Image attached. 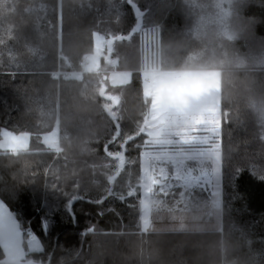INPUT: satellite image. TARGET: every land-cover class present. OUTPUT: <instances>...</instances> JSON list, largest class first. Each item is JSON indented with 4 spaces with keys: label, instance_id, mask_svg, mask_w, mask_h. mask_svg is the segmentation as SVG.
Segmentation results:
<instances>
[{
    "label": "trees",
    "instance_id": "trees-1",
    "mask_svg": "<svg viewBox=\"0 0 264 264\" xmlns=\"http://www.w3.org/2000/svg\"><path fill=\"white\" fill-rule=\"evenodd\" d=\"M178 9L184 11L183 0H0V134L6 130L31 136L28 152L0 151V197L20 221L27 260L264 264V193L254 183L264 180V122L238 96L240 85L227 71L247 60L249 67L241 74L253 77L258 90L264 91V58L261 62L258 58L264 57V0H245L233 10L228 29L231 33L239 29V38L229 41L222 28L211 32L208 40L216 49L197 54L201 59L196 63L203 66L192 62V54L179 53L175 66L161 70L221 73L222 235L142 231L141 154L132 149L141 138L151 104L143 95L142 51L118 49L130 46L140 33L116 42L112 53L107 49L112 61L123 59L116 70L113 62L106 66L102 61L97 73L57 76L79 71V63L94 51L95 35L109 41L128 37L142 17L144 29L156 26L167 37H176L186 30L185 16ZM194 14L200 18L202 11L198 8ZM176 56L168 54L170 60ZM210 60L215 64L205 67ZM113 71L132 72L134 79L112 87L108 76ZM56 129L61 153L55 158L42 141ZM29 195L46 196L61 206L77 201L73 210L83 231L59 239L58 233L42 234L36 210L26 200ZM25 210L30 220L23 215ZM31 234L40 242V252L29 251Z\"/></svg>",
    "mask_w": 264,
    "mask_h": 264
},
{
    "label": "rangeland",
    "instance_id": "rangeland-1",
    "mask_svg": "<svg viewBox=\"0 0 264 264\" xmlns=\"http://www.w3.org/2000/svg\"><path fill=\"white\" fill-rule=\"evenodd\" d=\"M244 1L183 0L184 11L183 9H178V11L185 16L182 20L184 27H182L186 30H180L176 37H167L156 26L144 29L146 24L145 18L142 17L143 25L140 38L138 37L130 46L118 47L119 50L122 48L124 53L128 51L134 53L136 49L142 51L141 61L146 69L142 73L143 95L151 104L146 131L142 135L149 136L147 133H150L158 138L162 129L165 134H168L166 136L168 144H173L175 139L179 138L180 144L187 145L184 140L194 137L179 130L201 124L213 133L211 139L214 140L208 145L192 148L191 151L180 146L176 149L166 148L163 152H150L151 157H147L142 153L145 140L143 137L139 139L138 149L134 146L132 151L140 150V154H142L140 188L143 233L161 234L199 227L197 223L194 224L195 226L191 223L193 219L208 218L212 209H215L213 210L214 218L219 216L218 209L222 212L221 220L218 222L222 225L220 234L223 233L222 159L220 146L216 141L217 134L219 132L222 134L221 73L214 70H161L175 66L176 62L173 60L178 58L179 53L192 54V62L203 66L204 63H196L201 59L197 54L215 51V44L208 40L211 32L216 33L221 28L225 29V38L229 41L232 40L228 24L230 25L233 17V10L240 9ZM198 8L202 11L200 18L194 14ZM225 23H227L226 28H224ZM232 25L234 29L237 27L236 19ZM172 27L182 28L176 24H172ZM235 30L239 32V29ZM181 34L182 38H185V42L180 40ZM108 42L109 39L100 35L94 36V51L83 60L88 62L89 71L101 69L102 61L106 66L113 62L112 68L115 70L118 68V63L119 67L121 66L122 58L118 57L112 61L106 52ZM171 52L177 54L175 59L174 57L171 60L168 58V54ZM258 58L261 62L264 57L260 54ZM187 64L183 63L181 66L185 67ZM214 64L215 62L210 60L205 67H211ZM75 76L81 77L83 74L77 73ZM133 79L134 73L125 71H113L108 76L109 84L112 87L129 85ZM108 108L112 110L113 106ZM57 131L58 129L54 130L42 141L45 151H48L49 155L55 154V158L61 153ZM30 140L31 136L27 133L15 134L2 130L0 151L14 155L28 152ZM121 164L124 165L123 162ZM198 174L203 175V181L202 177L196 178ZM187 175H194L196 179L190 178L186 182ZM206 177H210V181L205 180ZM198 179L200 181H197ZM199 185H202V188L199 189ZM161 186L171 188L161 192L159 190ZM187 186L189 187L187 188ZM166 212L171 213L166 214ZM190 220L191 222H189ZM210 222L211 224L205 227L214 228L213 224L216 221L211 219ZM27 246L31 252H40L42 249L40 242L35 240L32 234L27 241Z\"/></svg>",
    "mask_w": 264,
    "mask_h": 264
},
{
    "label": "crops",
    "instance_id": "crops-1",
    "mask_svg": "<svg viewBox=\"0 0 264 264\" xmlns=\"http://www.w3.org/2000/svg\"><path fill=\"white\" fill-rule=\"evenodd\" d=\"M222 114V112H221ZM147 123V121H146ZM146 131V126L145 128L143 129L142 132L145 133ZM180 132L182 131H185L187 133V135H192L194 138H188V139H185V144L187 145H183V144H180L181 140L179 138H176L174 143L173 144H168V139H167V135L168 134H165L164 131H162L161 129V132L160 134L158 135V138L152 136L150 133H147L149 136H145V135H142L141 134V138L143 137V139L145 140V145L143 146V155H147V157H151L150 155V152H157V151H160V152H163L166 148H171V149H176V147H180V146H183L184 149L186 150H193L195 147H198V146H201V145H208L210 144L212 141L211 139V135L213 133H211V131L209 129H206L205 126L203 125H197V126H192V127H188L186 129H183V130H179ZM58 132V131H57ZM59 134V132H58ZM190 136V137H192ZM140 139V138H139ZM216 141L219 143V146H220V150H221V159H222V150H223V146H222V134L219 132L217 134V137H216ZM215 141V142H216ZM189 145V146H188ZM134 148L138 149V145H136ZM193 148V149H192ZM139 152H141L139 150ZM142 156V154H141ZM162 156V155H161ZM156 157V156H155ZM142 158V157H141ZM178 161V159H175ZM221 162V161H220ZM194 175H187L186 176V182H187V179L189 180L190 178H198V177H202V181L204 180V177L202 174H198L195 178V176L193 177ZM210 177H206L205 180H208L210 181ZM197 181H200V179H198ZM206 182V181H205ZM199 189L202 188V185H199ZM210 186V185H209ZM173 187V186H172ZM189 186H187L188 188ZM171 187H163L161 186L159 188V190L161 192H165V190L169 189L170 190ZM175 188V186H174ZM174 190V189H173ZM190 190V189H189ZM162 194V193H160ZM170 194V193H169ZM172 194H176V193H172ZM213 210L215 209H212V212H210L208 215H209V220H207L208 218H198V219H193V221L191 222V220L189 222H191L193 225L197 223V226L199 227H196V228H187V229H184V230H191V231H203L204 233L206 232H217V233H220L221 231V228H222V225H220V220H221V215H222V212L219 211L218 209V212H219V216H215L216 218H214V214H213ZM171 212H166V214H169ZM211 219L212 220H215L216 222L213 224L215 225L214 228H209V227H205V226H208L211 224ZM219 221V222H218ZM199 224V225H198ZM144 225V223H143ZM194 225V226H195ZM217 225V226H216ZM144 230H145V227H144ZM182 231V230H181Z\"/></svg>",
    "mask_w": 264,
    "mask_h": 264
},
{
    "label": "snow or ice",
    "instance_id": "snow-or-ice-1",
    "mask_svg": "<svg viewBox=\"0 0 264 264\" xmlns=\"http://www.w3.org/2000/svg\"><path fill=\"white\" fill-rule=\"evenodd\" d=\"M257 186L262 188L264 193V180L255 182ZM26 200L30 202L36 210V226L40 229L42 234L48 232L58 233V239L65 234L79 235L83 228L77 217L76 212L73 210L77 201L73 200L71 204L67 201L63 206L56 204L49 200L46 196L29 195ZM90 202V201H89ZM65 214L67 218H65ZM102 214V213H98ZM25 217H29L31 214L26 210L23 212Z\"/></svg>",
    "mask_w": 264,
    "mask_h": 264
},
{
    "label": "water",
    "instance_id": "water-1",
    "mask_svg": "<svg viewBox=\"0 0 264 264\" xmlns=\"http://www.w3.org/2000/svg\"><path fill=\"white\" fill-rule=\"evenodd\" d=\"M142 21L139 19L133 32L128 37L118 36L108 42V52H113L116 42L129 41L135 34L140 33ZM0 250L3 259L0 264H41L39 262L27 260L25 250V235L21 229L20 221L14 212L0 197Z\"/></svg>",
    "mask_w": 264,
    "mask_h": 264
},
{
    "label": "clouds",
    "instance_id": "clouds-1",
    "mask_svg": "<svg viewBox=\"0 0 264 264\" xmlns=\"http://www.w3.org/2000/svg\"><path fill=\"white\" fill-rule=\"evenodd\" d=\"M231 38H239V33L230 34ZM249 67V62L244 60L234 67L227 69L229 77L240 85L238 96L244 100L247 106L255 113L260 122H264V91L258 90L255 79L248 75H242L244 69Z\"/></svg>",
    "mask_w": 264,
    "mask_h": 264
},
{
    "label": "built area",
    "instance_id": "built-area-1",
    "mask_svg": "<svg viewBox=\"0 0 264 264\" xmlns=\"http://www.w3.org/2000/svg\"><path fill=\"white\" fill-rule=\"evenodd\" d=\"M116 63H118V62H116ZM118 67H119V63H118ZM97 72H98L97 70L96 71H89L88 70V62L82 60L79 63V71H77V72H66V73L58 72L57 76L60 78V76L65 75L66 78H73V77H75V75L77 73L87 74V73H97Z\"/></svg>",
    "mask_w": 264,
    "mask_h": 264
}]
</instances>
